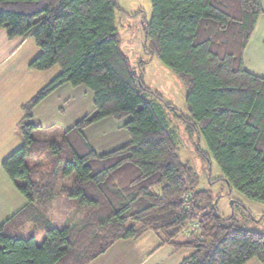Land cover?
<instances>
[{
  "label": "trees",
  "instance_id": "16d2710c",
  "mask_svg": "<svg viewBox=\"0 0 264 264\" xmlns=\"http://www.w3.org/2000/svg\"><path fill=\"white\" fill-rule=\"evenodd\" d=\"M117 8V0H0V28L41 50L29 67H60L22 105L23 143L2 161L27 203L0 225V264H88L148 230L192 250L179 264H264V232L220 214L181 160L170 105L144 84L146 62L136 69L120 49ZM151 8L144 50L186 86L185 127L204 139L223 174L211 182L264 204V77L243 65L260 0H151ZM65 83L90 90L93 111L59 140L33 137L40 124L32 108ZM107 117L126 119L129 140L98 154L83 131ZM191 222L197 230L177 241ZM30 225L44 232L40 244L33 232L22 235Z\"/></svg>",
  "mask_w": 264,
  "mask_h": 264
},
{
  "label": "crops",
  "instance_id": "0c3cea01",
  "mask_svg": "<svg viewBox=\"0 0 264 264\" xmlns=\"http://www.w3.org/2000/svg\"><path fill=\"white\" fill-rule=\"evenodd\" d=\"M260 2L263 11L256 19L243 52V65L248 72L264 77V0ZM31 39L9 38L6 29L0 28V225L27 203L26 197L2 170V161L23 143L18 129L23 116L22 105L60 73V67L56 65L44 71L29 67L41 52L34 39L29 43ZM92 111L90 90L84 86L62 84L32 108V115L40 124L32 133L54 127L63 133ZM117 124V120L107 117L84 129V135L96 153H107L129 140L123 124ZM31 228L30 225L25 234L33 232L36 240V233L42 230ZM187 250L185 247L177 249L164 242L161 234L148 230L134 239L117 240L88 264H179L192 252L190 249L187 254ZM245 264L261 263L253 258Z\"/></svg>",
  "mask_w": 264,
  "mask_h": 264
},
{
  "label": "rangeland",
  "instance_id": "374dc122",
  "mask_svg": "<svg viewBox=\"0 0 264 264\" xmlns=\"http://www.w3.org/2000/svg\"><path fill=\"white\" fill-rule=\"evenodd\" d=\"M117 2L115 25L120 39V49L128 56L136 69L140 65V61L146 62L142 64L144 84L152 91L160 94L164 102L170 105V108H167V119L169 126L176 135L181 160L187 163L198 175L199 188L210 191L209 193L216 202L220 214L224 217L233 216V221L242 228L264 232L263 203L245 197L235 189L230 188L223 180L211 182V179H222L223 174L210 154L204 139L195 132L190 133L185 127L186 122L183 118L188 115L185 102L186 86L172 69L164 65L156 56H152L144 50L145 33L143 28L151 19V0H117ZM31 42L33 43V39L29 43ZM56 66L58 67V65ZM117 121V125H119L120 123L123 124L126 119ZM39 131H34L33 137H49L47 138L49 140L59 137L57 139L59 140L62 134L60 129L56 127L44 128ZM41 162L46 170L50 169L51 162L48 156H44ZM65 182L69 183L70 181ZM216 196L218 197L216 198ZM195 223H189L179 232V241L187 240V230L190 232L197 230ZM22 235L25 236V232ZM36 235L37 243L40 244L44 232H37ZM186 249H188V254L190 249Z\"/></svg>",
  "mask_w": 264,
  "mask_h": 264
},
{
  "label": "built area",
  "instance_id": "2783aa9c",
  "mask_svg": "<svg viewBox=\"0 0 264 264\" xmlns=\"http://www.w3.org/2000/svg\"><path fill=\"white\" fill-rule=\"evenodd\" d=\"M184 199L187 200V201L190 199V193L189 192L185 193ZM185 206L187 207V204H185ZM194 225H196V223ZM186 234H187V237H188L189 234H190V231L187 230Z\"/></svg>",
  "mask_w": 264,
  "mask_h": 264
}]
</instances>
